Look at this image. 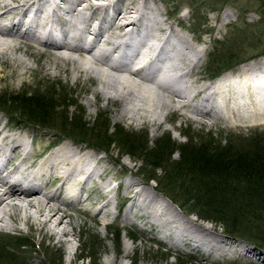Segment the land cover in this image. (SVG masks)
Masks as SVG:
<instances>
[{"label": "rangeland", "instance_id": "rangeland-1", "mask_svg": "<svg viewBox=\"0 0 264 264\" xmlns=\"http://www.w3.org/2000/svg\"><path fill=\"white\" fill-rule=\"evenodd\" d=\"M123 1L124 0H119L116 2V8L120 7ZM144 1V14L141 20L142 22L138 28L140 29L139 33L142 36L143 32L146 31L148 35L159 37L161 35L160 32L163 30L162 33L167 36L168 44L166 42L164 43V49L161 53L163 57L161 67H165L166 65L169 67L179 66L186 72V74L184 73L185 76L183 75L180 78L182 80L180 85L168 88L171 92H181L182 98H174V100H172L170 97V91L163 96H156V99L142 98L143 94L145 95V90H154L157 94H162L156 91L158 90V87L153 86L151 82H142L139 81L138 77L128 75L126 69H128L129 64L131 65L132 63L133 56L131 55L134 51L127 50L126 47L125 53H121V49L117 48V51H120V53H116V59L120 62L121 69H123L122 73L118 72L117 74L114 70H106L105 63L95 62L90 55L84 53H82V57L81 54L71 52L70 60H65V62L60 58L57 50L52 49L49 46H42V44L35 45L37 47L36 49L21 44V48L11 52L9 50L7 55L0 56V92L5 93L7 96H19L22 93L29 94L34 92L40 87H49L52 83L63 84L67 88L66 91H64L66 96L72 97L71 104L73 102L80 105V116H82V121L85 122L86 126L91 128L95 116L99 113H105L108 115L107 123L109 125V132L113 129V126L116 123H119V125H122L125 130H130L132 132L140 131L147 134L146 144L149 147H153V142L156 138L166 133H170V137L176 143L184 141L182 133L197 138L204 135L202 131L207 132L211 130L214 132L213 136L215 139H227L228 137H231L232 134L237 136H247L249 134L252 135L253 133H261L259 135L264 134V125L259 126L255 123L256 121L241 122L245 115L241 118L236 116L241 108H245V105L240 107L228 103L233 99L232 96L236 91V88L232 85L242 80L241 78H235V74L241 68H245L250 64L257 65L258 63H263L264 54L258 58H252L239 63L237 67L230 68L229 71H226L225 75L227 74L230 77L229 80L233 81V84H229L228 88H221L219 92L214 95L204 94V91H198L199 94L197 93V88L201 82H205L208 79L205 73L204 63L206 61L205 56L207 52L212 49V41L227 38L236 41L240 35L239 31L236 30L234 26V24L237 25V18H244L246 23H251L252 27H250L245 34L248 35V32H251L252 35L261 33L262 36L259 40L261 41L260 44L262 46L264 45V0H204V6H201L200 9H196V11H192V9L198 5L196 3H191V0ZM106 2L107 0H105L104 3ZM43 3V1L40 2V4ZM59 3H61V1ZM93 3L99 4L102 2L90 0V5L92 6L82 9V11L80 10V12L83 13L82 15L84 16L85 14V18L89 19L87 25H89V23L94 24L93 18H100L105 13L100 5L98 9L93 10L95 6H98ZM191 5L192 9L190 8ZM76 13L77 12L73 13L72 11L63 13V11L60 10L56 15L52 16L53 18L51 17V21H54V23L56 22L55 24L58 25V20L60 19L59 22L64 24L61 27L66 32L70 26L75 23L74 17ZM145 13L147 16H145ZM37 14H39V12H37ZM103 17H101L102 21L100 26H98L99 35L97 39H99L102 33H107L108 26H110L109 24L113 21L111 18ZM194 17L199 18L195 20ZM2 23H6V21ZM87 25L84 26L85 29L88 27ZM88 31L89 30H87V38L89 36ZM17 33L18 31L16 29H12L10 32V34L14 35H17ZM143 38L145 39V42H143ZM143 38L140 39L141 43L137 48V51H143V49L147 47V43H149L145 37ZM251 41L253 40L249 39L248 41H242L241 39H238L237 45L239 46L235 52L239 51V53H242V55H245L246 57H249V55H252L255 52H260L261 49L255 51L251 44H248V42ZM156 42L157 40H153L152 44L154 45ZM172 43L175 44V47H171ZM95 44L97 43H93L91 46H95ZM197 51L202 52L200 61H197ZM10 57H19L22 62L31 66V68L28 69L27 74H24L22 78L15 80L11 77L13 67L5 62ZM132 66L134 67V65ZM252 71L253 70H251V73ZM254 72L256 71L254 70ZM3 75H5V79L2 78ZM131 77L133 80L129 79ZM98 78H100V80H97ZM121 78L123 79L121 80ZM104 81H106L105 83L108 82V86L106 85L105 87ZM127 89H132L134 95H130L131 97H127V95L124 98H120L121 94L119 92H124ZM241 97H243L244 100L241 104H246L245 101L247 98L245 95H242ZM220 101H224L223 107L221 108L223 110L218 111L216 114L214 111L210 110L208 114L206 107L209 108V105L218 104ZM121 108L124 109L125 112L121 113ZM56 110L58 111L53 110L55 113L53 115L56 117V121H53V126L50 127L52 129L39 128L32 123L27 124L19 119V112H15L14 116H11L12 118L10 119H12V122L7 119L2 111H0V120L1 123L6 122L7 120V122L10 123L8 125H12L11 127L18 126L22 129V126H24L25 131H32L33 142H28V146L31 147V149H43L45 144H48L53 140L59 141L65 138L66 140L62 142L63 145L61 146H67V148L71 147L70 149H73L74 154L88 156L91 160L97 161V150L95 151L88 147L86 143H79L75 139H70L72 138L71 135L70 138H67L65 136H60V134H55L57 131L63 132V129L58 128L57 123V121L62 118L60 115L65 113L66 117L72 118L73 115L79 113L78 108L72 105V107L67 110L61 108H57ZM219 113L220 115L218 116L217 114ZM234 113L235 115H233ZM236 117L240 119V121ZM7 127L8 126H6V128ZM25 131H23V133ZM68 142L70 144H68ZM61 149L63 148L59 147V150L55 151L58 153ZM116 150V147L112 146L109 147L106 152H100V156L105 159L101 166V168L105 169V172L102 173L103 176L107 174L109 176H114V173H117L122 169L124 178L121 179V181L127 180L128 185L129 181H133V183L140 181L144 186L155 187L152 181L146 183L143 177L138 176L139 171L145 175H150L152 173L149 170L150 168L145 167L141 160L133 161V158L130 156H121ZM172 154L171 158L176 160L178 154L173 152ZM94 164H96V162ZM161 173V170H157L154 172V175H157V177L160 178ZM143 184L141 185L143 186ZM78 190L75 198L79 197L80 200H85L81 206L84 210L87 209V212H82L81 210L76 213L74 208L63 206V210L69 214L67 217L68 220L65 219V221L69 222V224L64 227L65 231H68V236L66 238L62 236V234H58V238L52 239L50 235L48 236V232L46 233L44 228H40L41 226L39 224H33L28 220H24L25 217L22 218L23 214L18 212V210L10 209L11 211H7L9 218H5V221L8 223L5 226V229H1L2 227L0 228V242H3L8 238L19 237V241H21L20 243L25 246L22 248L16 247L14 249L8 248L7 252H4L7 258L2 259L0 264H90L88 259L84 260V258L88 257L90 253L96 254L94 258L96 259L95 263L97 264H113L110 262L112 259L115 264H181L185 263L186 260H200V262L204 264H264V251H262V249L257 251L254 246L251 245V242L241 240L239 236L231 237V235H225V227L219 222L205 220L203 223V221L199 220L196 216H187L163 194L158 195H160L159 197H162V199L164 197L166 202L168 201V203H171L172 206L184 216V220L192 217L194 218L193 222L195 224L205 226V224L208 223L206 226H209L211 230L206 236L208 239L217 242L214 249L211 250L210 247L201 248L196 245L194 246L192 241H189L184 237V241H180L179 243H187V245L183 247L184 250L180 249L179 251V248L171 242L174 240L178 241V238L175 237V233L178 231L177 228L174 226L169 228V226L166 225L161 228L159 224L156 223L157 220L153 218V216H150L149 207H145L143 202H140L141 205L140 203L134 204V202H132L134 207L131 208V210L134 217L142 212L147 213V224L145 225L144 223H141V227L146 229L145 231H138L133 229V227H127V222L121 217L116 218L115 222L108 226L103 225L112 222L111 215L115 213L112 209V202L101 197L97 199V189L90 183L83 185L82 190ZM112 191L115 192V189ZM143 191L147 195L153 193L146 192V189H143ZM51 194H55L54 191H51ZM56 194H58V192H56ZM156 196L152 195V198L148 200H151L150 202H152L153 199L159 201V197ZM94 202H97V204L92 207ZM151 204L154 207L160 206V204ZM99 209L101 213L99 212V214H96ZM30 213L33 214L32 211H30ZM18 226L20 227L21 232H24L23 234L26 236L19 235L17 230ZM116 229L120 230V234L117 236H115ZM149 229H152V231H148ZM129 231H134L135 237L132 240L128 237ZM26 237L32 240L36 246L32 247L25 240ZM91 238H93L96 243L91 244ZM90 246L92 248L89 250ZM207 250H210L209 252L213 254L215 252L217 253V251L220 254L226 253L228 257L225 258L217 254L216 257L209 256L207 260H204L201 258L203 256L200 255L198 251L206 252ZM125 251L128 252V255H124Z\"/></svg>", "mask_w": 264, "mask_h": 264}, {"label": "bare ground", "instance_id": "bare-ground-1", "mask_svg": "<svg viewBox=\"0 0 264 264\" xmlns=\"http://www.w3.org/2000/svg\"><path fill=\"white\" fill-rule=\"evenodd\" d=\"M41 1H43L44 3L40 4ZM60 1L61 3H59ZM118 1L119 0H107L106 3H93L94 5H98L95 7L93 5V10L98 9L99 5L104 10V17H101L111 18V20H113L112 23L109 24L110 26H108L107 33H102L99 39H97L99 35L98 26H100L102 18H93L94 24L89 23V25H87L89 19L85 18V14L83 16V13L80 12V10L82 11V9L88 6H92L90 5V0H0V56L7 55L9 53V50L11 52L21 48V44L31 46L32 49L37 48L35 45L42 44V46H49L52 49L57 50L59 52L58 54L60 58H62L64 61L70 60L71 52L81 54L82 57V53H84L90 55L92 60L95 62L105 63L106 70H114L118 74V72L122 73L123 69H121V64L116 59V53L118 54V52L120 53V51L121 53H125L126 47L127 50L129 49L132 52L134 51L131 55L133 56L132 63L131 65L129 64V68L126 69L128 75L136 76L138 77L139 81L142 82H150L148 76L142 70L146 64L150 65L151 67L162 66L163 57L161 53L164 49V43H167V36L162 33L163 30L160 32L161 35L159 37L148 35L146 31L143 32L142 36L140 35V29L138 28L142 22L141 20L144 14V0H124L121 3L120 7L116 8L115 4ZM30 9V13H27ZM59 9L63 11V13H67L68 11H72L73 13L77 12L74 17L75 23H73L66 32L61 27L64 24L62 22H59L60 19L58 20V25L55 24L56 22L54 23V21H51V17L56 15L57 12L60 11ZM37 12H39V14H37ZM145 16H147L146 13ZM26 17L27 23L23 24L22 18L24 19ZM5 21L6 23H2ZM85 25L88 26L86 27V29L84 27ZM12 29H16L18 31L17 35L10 34ZM87 30H89L88 38ZM32 32H35L37 35L34 36ZM143 37H145L149 43H147V47L144 48L143 51H137V48L141 43L140 39ZM153 40H157L154 45L152 44ZM143 42H145V39ZM93 43L97 44H95V46H91L93 45ZM171 47H175V44L172 43ZM117 48L121 50L117 51ZM201 55V51L196 52L197 61L201 60ZM5 62L9 63L10 66L13 67L11 77L15 80L22 78L24 74H27L28 69L31 68V66L22 62L21 58L19 57H10ZM132 65H134V67ZM130 66H132L133 68L130 69ZM165 68V71L161 73L162 75L160 74L164 80L163 82H161V85L164 86L160 87L156 85V87H158V90L156 91L162 95L157 94L156 92H154V90H145V95L143 94L142 98L153 99L156 96H163L164 94H167L168 91H170L168 90L169 87H176L177 85H180L182 83V80L180 79L181 77L177 76L176 74L177 69L182 70L181 67H169L166 65ZM260 68H264V62L258 63L257 65L250 64L245 68H241L235 74V78H241L242 80L232 85L236 88V91L232 96L233 99L228 102L234 106L241 107L245 105V108H249L250 112H248L247 117L252 122H254L255 120L260 122L264 119V117L262 116L264 112V107H262L263 98L260 96V94L263 92L262 88L264 86V76H261V78L257 80L254 79L253 76L249 75L251 70H259ZM4 77L5 75L2 76V78ZM122 79L123 78H121V80ZM129 79H132V77ZM221 79L225 81V83L223 84L224 88H228L229 84H233V81L231 83L227 82L229 79V76L227 74L221 76ZM97 80H100V78H98ZM105 82L106 81H104V83ZM107 84L108 82L105 83V87ZM205 88V85H199L197 88V93L198 91L205 90ZM132 89H127L124 92H119L121 94L120 98H124L127 95V97H131L130 95H134ZM212 92L215 91L210 90L207 94H210ZM242 95H245V97L247 98V100L245 101L246 104H241V102L244 101L243 97H241ZM170 97L172 98V100H174V98L178 99L181 97V92L170 91ZM223 104L224 101H220V103L218 104L210 105L212 107H206L207 113L209 114V111L212 109L214 112L223 110L221 109L223 107ZM120 111L121 113L125 112L122 108ZM233 115H235V113ZM247 117L245 116L242 119H247ZM11 126H8L6 128L0 125V169L2 170L6 169L7 167H12V174L10 176V182L12 183L11 185L6 183L5 179L1 178L0 176V226L4 227L8 223H6L5 221V218H9V214H7V211H9L10 209H16L18 210V212L23 214L22 218L25 217L24 220H28L33 224H39L41 226L40 228H44L46 233L48 232V236L50 235L52 239L58 238V234H62V236L66 238L68 236V231H65L64 227L69 224V222L65 221L69 214L63 210V206L68 208H75L77 202L72 199H76L75 197L79 191L78 189H83V185L87 182L89 176H97L98 174V170L94 165L96 161L91 160L90 158H88V156H79L77 154H74L73 149H69L67 148V146L62 147L63 149H61L58 153L57 151H48L45 146H43V149H31V147L28 146V142L24 140L27 132L23 133V130L18 126ZM20 154H22V158L18 163H14L17 159V156ZM45 174H48L50 178L54 179L52 186H54L55 194L56 192H58V194H50L49 191L42 192L38 188L31 191L26 190L24 192L19 190V186L23 184V181L28 182L34 179L39 180L44 177ZM128 187L129 193L132 190H135L138 186H136V183H133V181H129ZM63 192L65 193V198L68 197L69 201L65 202L62 199L60 195H62ZM160 198V206L154 207L150 202L151 200H148L145 203V207H149V213L151 214L150 216H153V218L157 220L156 223L159 224L161 228H163V226L165 225L169 226V228H172L173 226L176 227L178 231H176L175 237L178 238V241H184V239L187 238L189 241H192L194 246L196 245L201 248L210 247L211 250L216 247L217 242L208 239L206 236L210 233L211 230L209 226H206L208 223H206L205 226L195 224L193 222L194 218L192 217H190V219L184 220V216H182V214L174 206H172L171 203H168V201L166 202L164 197L163 199L162 197ZM144 199H146V197H144ZM30 211H32L33 214H31ZM99 212L100 209L96 214H99ZM124 255H128V252L125 251ZM110 262L115 264L113 259L110 260Z\"/></svg>", "mask_w": 264, "mask_h": 264}, {"label": "trees", "instance_id": "trees-1", "mask_svg": "<svg viewBox=\"0 0 264 264\" xmlns=\"http://www.w3.org/2000/svg\"><path fill=\"white\" fill-rule=\"evenodd\" d=\"M191 3L198 5L194 9L191 5L192 11L204 6V0H191ZM198 18L194 17L195 20ZM237 19V25L234 26L240 34L238 39H252L248 44H251L253 50L261 51L246 57L239 51L235 52L239 46L238 39L213 40L212 49L205 56L204 68L207 77L214 78L239 63L264 54V45L259 40L262 34H245L252 24L246 23L244 18ZM66 89L63 84L52 83L49 87H40L34 92L19 96H7L0 92V110L8 117L19 112V119L27 124L52 129L50 127L53 126V121H56L53 110H67L72 105L76 106L79 113L72 118L66 117L65 113L60 115L62 118L57 123L63 132L57 131L56 135L67 138L71 135L70 139L86 143L88 147L101 152L114 146L121 156H130L133 161L141 160L152 173L145 175L139 171L138 176L143 177L145 182L153 181L155 191L167 197L181 212L195 215L202 221L219 222L225 227V235L239 236L241 240L251 242L257 251H264V134H232L227 139H215L212 130H201L204 135L197 138L182 133L184 141L176 143L170 133H166L156 138L153 147H149L146 144L147 134L143 132L125 130L119 123L109 132L108 115L105 113L95 116L91 128L86 126L80 116V105L73 102L71 104L72 97L66 96ZM172 152L178 154L176 160L171 158ZM157 170L162 171L160 178L154 175ZM116 230L115 236L120 234V230ZM128 237L132 240L135 237L134 232H128ZM25 240L32 247L36 246L27 237ZM20 242L19 237L0 242V261L7 258L4 252L8 248L25 246ZM90 242L96 243L93 238ZM94 256L96 254L90 253L84 260L88 259L90 264H97ZM181 264L204 263L200 260H186Z\"/></svg>", "mask_w": 264, "mask_h": 264}]
</instances>
